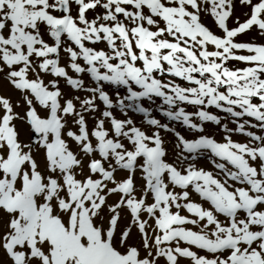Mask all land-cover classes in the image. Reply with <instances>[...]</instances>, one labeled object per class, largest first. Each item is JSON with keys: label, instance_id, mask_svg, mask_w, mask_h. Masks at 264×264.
<instances>
[{"label": "snow or ice", "instance_id": "1", "mask_svg": "<svg viewBox=\"0 0 264 264\" xmlns=\"http://www.w3.org/2000/svg\"><path fill=\"white\" fill-rule=\"evenodd\" d=\"M239 3L0 0V264H264V44L235 40L264 0Z\"/></svg>", "mask_w": 264, "mask_h": 264}, {"label": "rangeland", "instance_id": "2", "mask_svg": "<svg viewBox=\"0 0 264 264\" xmlns=\"http://www.w3.org/2000/svg\"><path fill=\"white\" fill-rule=\"evenodd\" d=\"M235 7H234V12H233V17L230 18V20L228 21L229 23V27H236V23L235 20L236 18H239L240 22H244V20L247 19V16L244 14L250 12V9L248 7L242 6L239 3V0H235L234 1ZM90 16H92L93 14L90 13ZM202 22L205 24V26L209 27V29L211 31H213L216 34L219 35H223L222 30H220L217 26V24L214 21V18L208 14V13H202ZM237 42H245V43H255V44H264V36H261L258 30H250L247 33L241 34L239 36L236 37L235 39ZM98 48H103L105 47L104 44H99L97 45ZM65 63L64 60H62V64ZM229 67H238V68H243L245 67V64H243L242 62H236V61H230L229 62ZM47 79H51V77H48ZM86 81H87V77H85ZM3 91H5V93L7 94V96H10L13 100V103H16L18 100H20V94L18 92L12 91L9 87L5 86L3 88ZM17 111H22V108H18ZM212 111H216L215 109H212ZM117 115H119L117 113ZM234 126V125H233ZM208 127H211V125H208ZM181 131H183L182 129H180ZM253 132L257 133V134H264L261 133L259 129H251ZM221 137L219 135H217V139H220ZM21 139L23 140H27L28 139V133L27 131L22 127L21 128ZM169 139L171 140V137H169ZM234 139H243V137L240 136H234ZM201 165L206 167V168H211V165L206 161V160H202L201 161ZM138 186L140 183H142V181H137Z\"/></svg>", "mask_w": 264, "mask_h": 264}, {"label": "bare ground", "instance_id": "3", "mask_svg": "<svg viewBox=\"0 0 264 264\" xmlns=\"http://www.w3.org/2000/svg\"><path fill=\"white\" fill-rule=\"evenodd\" d=\"M235 1V0H234ZM246 7V6H245ZM244 16H245V14H244ZM210 50H211V46H210ZM240 52H242V54H247L246 52H244V51H240ZM239 54V53H238ZM3 94L4 95H6L7 96V94L5 93V91H3ZM13 101V100H12ZM127 217H125L124 218V220H123V223H127ZM132 243H134V244H139L140 243V240H139V235L136 233V231H135V229L133 230V236H132V241H131ZM182 264H187V262L186 261H182Z\"/></svg>", "mask_w": 264, "mask_h": 264}]
</instances>
